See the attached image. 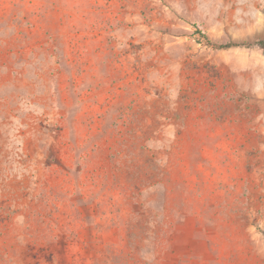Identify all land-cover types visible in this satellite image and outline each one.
Returning a JSON list of instances; mask_svg holds the SVG:
<instances>
[{
  "label": "rangeland",
  "instance_id": "374dc122",
  "mask_svg": "<svg viewBox=\"0 0 264 264\" xmlns=\"http://www.w3.org/2000/svg\"><path fill=\"white\" fill-rule=\"evenodd\" d=\"M0 264H264V0H0Z\"/></svg>",
  "mask_w": 264,
  "mask_h": 264
},
{
  "label": "trees",
  "instance_id": "16d2710c",
  "mask_svg": "<svg viewBox=\"0 0 264 264\" xmlns=\"http://www.w3.org/2000/svg\"><path fill=\"white\" fill-rule=\"evenodd\" d=\"M222 46H226L227 47L228 45H222Z\"/></svg>",
  "mask_w": 264,
  "mask_h": 264
}]
</instances>
